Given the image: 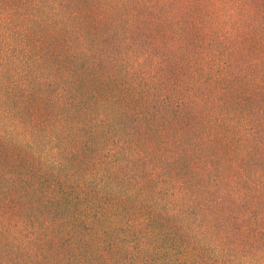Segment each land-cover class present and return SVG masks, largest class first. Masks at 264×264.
I'll return each mask as SVG.
<instances>
[{"label": "rangeland", "instance_id": "obj_1", "mask_svg": "<svg viewBox=\"0 0 264 264\" xmlns=\"http://www.w3.org/2000/svg\"><path fill=\"white\" fill-rule=\"evenodd\" d=\"M0 264H264V0H0Z\"/></svg>", "mask_w": 264, "mask_h": 264}]
</instances>
